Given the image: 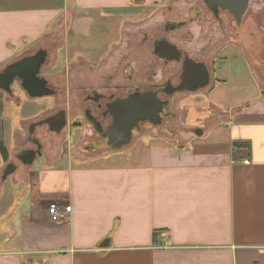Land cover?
I'll use <instances>...</instances> for the list:
<instances>
[{
  "label": "crops",
  "instance_id": "crops-1",
  "mask_svg": "<svg viewBox=\"0 0 264 264\" xmlns=\"http://www.w3.org/2000/svg\"><path fill=\"white\" fill-rule=\"evenodd\" d=\"M177 1L0 0V71L41 49L47 51V38L59 25H72L73 15L74 21L88 11L124 19L142 16L125 22L120 46L112 45L115 53L147 30L148 19L159 13L164 18L180 8ZM260 33L258 29L256 40L244 33L239 45L246 57L252 54L257 86L243 80L240 63L236 76L232 64H223L234 51L228 43L222 49V78L214 77L217 67L211 66L213 78L203 90L210 98L205 118L211 123H187L194 133L186 132L184 138L135 130V139L122 147L85 154L79 148L82 140L81 156L66 150L49 160L47 140L37 132L42 129L47 135L46 116L55 119L62 107H46L25 119L28 132L26 144L15 153L18 163L8 161L9 145L0 138L7 150L6 158L0 150V264H264V89L254 70L264 73L256 57ZM63 45L55 50L51 76L67 73L69 79V68L88 65L98 68L102 79L115 71L116 82L117 63L105 66L112 55L98 66L85 61L63 67ZM134 78L143 77L137 72ZM55 79L59 86L62 82ZM59 89L37 97L23 91L35 99L60 95ZM69 93L67 98H78V93ZM214 108L220 110V120H215ZM65 128L52 130L58 134ZM83 132L92 134L91 129ZM144 136L148 143L141 142ZM30 150L36 151L32 163L27 162ZM35 162L38 166L32 169ZM10 163L15 169L4 177ZM27 166L31 169L25 176L22 167ZM53 201L67 210L60 221L49 214Z\"/></svg>",
  "mask_w": 264,
  "mask_h": 264
},
{
  "label": "rangeland",
  "instance_id": "rangeland-1",
  "mask_svg": "<svg viewBox=\"0 0 264 264\" xmlns=\"http://www.w3.org/2000/svg\"><path fill=\"white\" fill-rule=\"evenodd\" d=\"M193 1L196 0H178L176 4H178L180 8L177 9L179 12L183 11L182 14L179 15L185 16L184 13H186L189 16V8L193 4ZM250 9L255 12V19L253 22L255 23L256 27L258 26V29L261 32V51L256 57L264 69L262 64V62H264V0H251ZM88 12L90 13H88L86 16L85 12L82 13V16L85 17H82L77 21H74L75 16L73 15L72 25L68 26V28L66 27V29L65 24L63 26L59 25V30L47 38V49L50 52L51 61H53L51 66L48 67L49 69H47L49 70L48 73L55 71V68H52L53 64H57V60L55 59V50L60 44L63 45L64 43L65 44L60 50L63 56L61 62L63 67L65 64H73L74 62L83 64L85 61L98 66L101 61L112 55L110 61L105 64V66H107V64L111 63L112 61L118 63V61L122 59V55L128 50L131 51L129 57L134 67L136 66L137 71L139 62L142 61L144 57L147 59V62L152 60L153 57L149 52V49L151 48V42L149 43V40H147L143 43L140 40L143 39L141 38L143 33H138V35L133 36L132 40L126 46L120 47V49H118V51L115 53L113 52L114 46L112 47V45L116 44V46L119 47L122 42V32L123 27L126 24L125 22L128 20L133 21L135 18H143L142 16L134 17V19H124L121 17L116 18L101 16L98 12L94 13L93 11ZM161 14L162 13H159L154 16L153 20L148 19V24H144L147 26L146 31L150 32V30L155 29L156 37L167 34L169 38L176 40L183 48L188 49L190 54L194 55V57L201 56L205 58L210 66L217 67L214 68V74L216 75H214V77L221 79L222 71H220L219 67L222 65V60H225L222 56L225 54L222 49L229 44L225 41L224 37H221L220 27L222 29H226L228 35H234L235 24L230 20H225L224 24L219 26V21L212 20L210 15H204L200 21L195 20L188 25L183 26L181 29L165 33L162 28H159V26L157 27V25L162 24L164 20ZM242 22L246 23L247 21L244 20ZM63 34L66 35V41L65 35ZM247 38L250 40L251 36L247 35ZM229 47H232V49L234 48L233 54H231L232 56L230 58H226L223 64H232L234 67L233 76H236L235 66L240 63L238 67L241 66L242 68L241 74L243 75V80L248 83V86H250V84L257 86V81L251 73V64H253L252 54L251 56L248 55L249 57L247 58L244 55L245 53H241V47L239 45L235 47V45H232L231 43ZM122 66L123 65H121V68ZM97 69L98 68L91 69L88 68V65H83V67H80L79 69L77 67L69 68V79L66 78V80H63L61 75L58 77L55 76L56 82H62L59 85L62 90L60 95L58 94L55 96L41 98L38 97L32 99L27 96L25 91L22 90V87H20L18 82L17 84H15V82L12 85V94L0 90V138L7 141V145H9L11 154L9 153L10 155L8 156V161L10 160L18 163V161L15 159V153L26 144L25 137L28 132L27 126L29 119H25L30 117V115H32L37 110H39V112L45 110L46 107L47 109L51 107L53 110L62 107L72 111L77 106L78 100L73 96H69V98H67V93L71 92L69 95L76 96V93H78V87L81 84L102 83V75L101 73L100 75L98 74ZM56 70H58V68H56ZM140 70L145 71L143 68ZM148 70L149 65L146 71ZM254 70L256 71L255 76L257 75V80L260 86L264 89V73L258 68ZM137 71H135V73ZM157 71H160V69ZM121 73L122 72L119 74L118 72L117 76L121 77ZM206 91L207 90L200 91V94H192L176 101L175 109L178 112V116L174 119H170L169 122L171 124L168 123L171 125V134L162 131L165 128L162 126H151L148 128V131L153 130V132L157 134L161 132V134L171 139H177L178 137L181 139L184 138L183 135H185L186 132L194 133L191 131V129L188 130L187 123L199 125L200 127H202V125H206L205 121L210 122V120H206L205 118L210 113V98L209 95L205 93ZM226 92L227 91L223 90V94ZM212 112L217 114L215 120H220V110L218 108H214ZM70 117H72V114ZM77 127L68 123L67 128L62 131L60 136L55 134L46 135V131H43L42 129L37 132L38 135L47 140V158L49 160L61 153L65 155L66 150H70L71 154L73 153L74 156L82 155L81 151L78 149V145L83 139H85V134L87 133L83 132L84 130L78 129ZM173 135L175 136L173 137ZM149 141L150 139L148 136H144L141 139L142 143H148ZM102 152H105V150L99 149L97 154ZM125 153L129 154L130 156L132 151L128 149L125 151ZM6 162L7 161H5V163ZM37 166L38 162H35L32 169H35ZM30 169V166L22 167L23 172H25V176L28 175ZM53 202L57 203L56 201Z\"/></svg>",
  "mask_w": 264,
  "mask_h": 264
},
{
  "label": "flooded vegetation",
  "instance_id": "flooded-vegetation-1",
  "mask_svg": "<svg viewBox=\"0 0 264 264\" xmlns=\"http://www.w3.org/2000/svg\"><path fill=\"white\" fill-rule=\"evenodd\" d=\"M250 1L251 0H196L193 1L190 7L189 16H181L179 15L178 9H172L165 14L163 23L157 25V27L159 26L165 33H168L181 29L183 26L195 20L200 21L204 15H210L212 20L219 21V26L223 25L225 20H230L235 24L234 35H228L226 29L220 27L221 37H224L226 42L238 46L243 39L244 33L247 35L252 34L253 36H251L255 37L254 40L257 39L258 26L256 27L253 22L255 19V12L250 9ZM175 15H177L176 18H174ZM244 20L247 22L243 23L242 21ZM155 32V29L150 30V32L145 30L142 39L143 43L147 40H149V43L151 42L149 52L153 57L152 60L147 62V59L144 57V59L139 62L137 71L136 66L134 67L131 63L129 57L131 51L128 50L117 63V72H119V74L121 65L123 66L121 68V77L117 76L116 82H114L115 71H113L105 76L100 84H81L79 86L80 92L78 93L77 106L70 111L69 114H67L64 108H61L58 109L60 116L55 119H50V116H46L47 122L44 123L47 127V135L55 134L60 136L62 130L57 134L54 133L52 129L61 127L62 125L66 127L69 123L72 126H78L77 128L81 130H92V134H85V139H83V143L79 147L85 154H95L99 149L105 150L116 146L122 147L125 144L123 142L126 141L124 134H122L123 132L119 135L117 134L113 139H111V135H113L112 131H117V127L119 129L121 127L122 129L125 128L117 122H120V118L125 115L127 110L126 99L135 93H153L158 99L167 100L168 103L163 106V111L161 112V122L155 126H162L165 128L171 126L169 121L170 119H174L171 114H173L176 101L192 94H198L209 86L202 87L200 84L204 81L205 73L202 64L207 65L211 79L213 78V71L205 58L201 56L194 57V55L190 54L188 49L183 48L179 42L169 38L167 34L156 37ZM252 37L251 39H253ZM52 62L50 52L47 49V61L41 67L40 75L46 77L47 85L55 88L57 92H59V86L54 84L55 77L51 76L48 73L49 70H47ZM148 65L149 70L146 71L147 69L145 68H147ZM142 68L145 71L140 70ZM158 69H160L161 75L160 78L157 79L159 73V71H157ZM134 70L141 73L143 77L142 80L136 81L134 78ZM191 73L200 75L187 78V75ZM65 75L61 76L63 80H66L68 74L66 73ZM184 76H186V78ZM15 82V84H17V82L20 84L21 80H16ZM71 114L72 117H70ZM146 123L150 124L152 122L149 120L140 121L135 128H141Z\"/></svg>",
  "mask_w": 264,
  "mask_h": 264
},
{
  "label": "water",
  "instance_id": "water-1",
  "mask_svg": "<svg viewBox=\"0 0 264 264\" xmlns=\"http://www.w3.org/2000/svg\"><path fill=\"white\" fill-rule=\"evenodd\" d=\"M239 22V19H238ZM251 56V53H247V57ZM47 59V51L44 49L39 50L36 54L31 56H26L20 60H17L13 63L7 65L2 71H0V89L5 90L6 92L12 94V85L17 80H21V87L31 96H43V95H51L56 92V89L47 85V79L45 76L41 74V67L46 62ZM203 65L204 73V81L201 84L202 87H205L210 84L211 77L210 72L207 68L206 64ZM200 74L195 75L191 73L187 75V78H193L199 76ZM186 78V76H184ZM195 79V78H194ZM190 80V79H188ZM127 110L125 115L120 118L121 126L116 130L112 131L111 139H113L117 134L119 135L121 132L124 134L126 141L124 145H127L129 142L135 139L134 131L137 130V134H140L145 129L150 128L151 126H155L161 122L163 111V106L168 103L166 100H160L156 97L155 94H140L135 93L129 96L127 99ZM173 118L176 117V113L173 111L171 114ZM149 120L152 123H146L141 128H135L140 121ZM63 126V125H62ZM61 128V127H59ZM171 127H167L162 131L171 134ZM119 129V130H118ZM199 131V130H198ZM123 145V146H124ZM30 155L27 159V162L32 163L36 157V151L30 150ZM15 169V165L10 163L6 170L4 177H6L10 172Z\"/></svg>",
  "mask_w": 264,
  "mask_h": 264
},
{
  "label": "built area",
  "instance_id": "built-area-1",
  "mask_svg": "<svg viewBox=\"0 0 264 264\" xmlns=\"http://www.w3.org/2000/svg\"><path fill=\"white\" fill-rule=\"evenodd\" d=\"M66 211H62L57 203H51L49 205V214L54 220H62L65 217Z\"/></svg>",
  "mask_w": 264,
  "mask_h": 264
},
{
  "label": "trees",
  "instance_id": "trees-1",
  "mask_svg": "<svg viewBox=\"0 0 264 264\" xmlns=\"http://www.w3.org/2000/svg\"><path fill=\"white\" fill-rule=\"evenodd\" d=\"M0 110H1V105H0ZM0 150H1L2 154H3V156L6 158L7 157V150H6V148H5V146H4V144H3L1 139H0ZM155 236L156 235H154V237Z\"/></svg>",
  "mask_w": 264,
  "mask_h": 264
}]
</instances>
